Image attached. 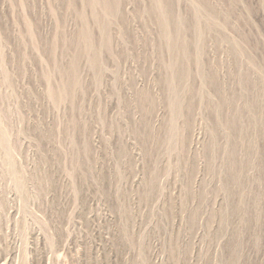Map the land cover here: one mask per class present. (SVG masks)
<instances>
[{"label":"rangeland","instance_id":"1","mask_svg":"<svg viewBox=\"0 0 264 264\" xmlns=\"http://www.w3.org/2000/svg\"><path fill=\"white\" fill-rule=\"evenodd\" d=\"M0 264H264V0H0Z\"/></svg>","mask_w":264,"mask_h":264}]
</instances>
